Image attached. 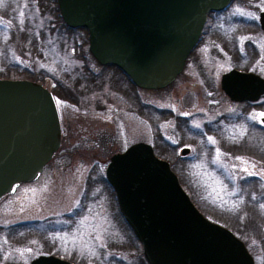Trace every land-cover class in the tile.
I'll return each mask as SVG.
<instances>
[{
  "label": "rangeland",
  "instance_id": "obj_1",
  "mask_svg": "<svg viewBox=\"0 0 264 264\" xmlns=\"http://www.w3.org/2000/svg\"><path fill=\"white\" fill-rule=\"evenodd\" d=\"M245 1L211 12L173 86L140 91L92 57L89 67L97 76L89 73L74 35L55 31L51 13L42 15L29 0H0V7L16 5L22 35L13 40L7 33L11 25L0 21L8 25L0 31L1 72L27 70L42 78L60 95L68 126L55 163L0 200V264H28L45 252L79 264H143L139 239L118 220L113 198L97 176L100 162L138 142L170 160L199 210L234 229L256 264H264V99L255 105L234 102L221 88V76L231 68L264 75V32L250 24L264 0ZM81 34L75 35L83 43ZM244 115L250 127L234 124L233 118ZM234 138L240 140L238 148L226 147ZM184 147L190 148L188 154L181 153ZM86 179L82 213L73 220L56 218L79 199Z\"/></svg>",
  "mask_w": 264,
  "mask_h": 264
},
{
  "label": "water",
  "instance_id": "obj_2",
  "mask_svg": "<svg viewBox=\"0 0 264 264\" xmlns=\"http://www.w3.org/2000/svg\"><path fill=\"white\" fill-rule=\"evenodd\" d=\"M232 1L57 0L69 27L88 30L90 52L101 64H115L150 89L177 78L209 13ZM260 22L264 28V13ZM221 88L234 102L257 101L264 95V77L233 68L222 75ZM61 138L47 87L30 79L0 78V199L20 182L35 180ZM189 152V147L181 151ZM106 175L150 264H256L244 241L198 209L170 162L151 144L138 142L114 154ZM31 264L73 263L43 255Z\"/></svg>",
  "mask_w": 264,
  "mask_h": 264
},
{
  "label": "flooded vegetation",
  "instance_id": "obj_3",
  "mask_svg": "<svg viewBox=\"0 0 264 264\" xmlns=\"http://www.w3.org/2000/svg\"><path fill=\"white\" fill-rule=\"evenodd\" d=\"M245 0H234V1H232L225 9H223V10H221L220 12H222V11H224V10H226V9H228V7H230L232 4H233V2H238V3H242V2H244ZM249 1H251V0H246L245 2H249ZM258 19H256L255 21H254V23H250L249 21L247 22V24H246V26H245V28L247 29L248 27H250V24L251 25H253V27L255 28V29H257V30H260L261 32H264V28L262 27V25H261V22H260V17H261V14L262 13H264V8L263 9H258ZM250 23V24H249ZM250 42V44H252V45H254V43H253V40H250L249 41ZM197 46V45H196ZM196 48V47H195ZM195 48L191 51V53H190V55H189V57H188V60H187V62H186V65L188 64V62H190V58H191V56H192V54L194 53V51H195ZM241 50V49H240ZM83 60V59H82ZM96 60V59H95ZM84 61V65H85V67H86V69H87V71L89 72V73H91L92 75H94V76H97V73H95L96 71H92L91 69H90V62H91V60H83ZM97 61V60H96ZM98 62V61H97ZM99 63V62H98ZM101 66H103V67H112L114 70H116L117 72H119L120 73V75L124 78V80H128L129 81V83H130V85H131V87L133 88V87H135L137 90H142V91H160V90H164V89H167V88H169V87H171V86H173V84H170V85H168V86H166V87H164V88H158V89H150V88H143V87H140V86H138L137 84H135V82L134 81H132V79L130 78V77H128L124 72H122L120 69H118L115 65H113V64H101V63H99ZM186 65H185V67H184V70H185V68H186ZM231 69H233V68H231ZM230 69V70H231ZM235 69H238V68H235ZM238 70H240V71H244V72H254V73H257L256 71H253V70H243V69H238ZM183 73V71L179 74V75H181ZM224 74V73H223ZM257 74H259V75H261L262 77H264V75H262V74H260V73H257ZM179 75L177 76V78L179 77ZM222 77V76H221ZM176 78V79H177ZM46 87H48V86H46ZM49 88V90L52 92V94H53V96H54V99H55V102H56V105H57V109H58V113H59V117H60V122H61V129H62V143H61V146H60V148H59V150L54 154V156H53V158L51 159V161L45 166V168H44V170H43V172H45V170L48 168V167H51L54 163H55V161H56V159H58L59 157H60V155H62L61 154V152H60V150L61 149H64V147H65V144H66V140H67V135H68V126H67V122H66V113L64 112V110H63V103H62V100H61V97H60V95L57 93V92H55V91H53L50 87H48ZM264 99V95L259 99V100H257V101H255V102H251V101H245V102H249V103H252V104H258V103H260V101H262ZM138 102L141 104V109L143 110V109H146L147 108V106L148 105H146V101L144 100V98L142 97V95H141V93H139L138 94ZM245 102H238V103H245ZM140 114V113H139ZM129 147V146H128ZM127 147V148H128ZM127 148H125L124 149V151L127 149ZM183 149V148H182ZM182 149H181V151H182ZM60 152V153H59ZM119 152H123V150L122 151H118V152H113L112 154H111V156H110V158H109V160L108 161H104V162H100V163H102V165L99 163V168L98 169H100V171L98 172V170H97V176L99 177V174H101V180L104 182V184L106 185V187H107V189H108V191H109V194H110V196H112V198H113V207H114V209H115V212H116V216L118 217V220L119 221H122L123 223H126V225H128V227L130 228V226H129V224H128V222H127V220H126V218L124 217V215H123V213H122V211H121V209H120V206H119V202H118V199H117V195H116V192H115V190H114V188L110 185V183H109V181H108V179H107V176H106V169H107V166H108V164H109V162H110V160H111V157L114 155V154H116V153H119ZM97 167H98V165H97ZM42 172V173H43ZM42 173L40 174V175H42ZM88 176H89V179H91V177H92V174L91 175H89L88 174ZM38 177H40V176H38ZM37 177V178H38ZM36 178V179H37ZM35 179V180H36ZM84 183H86V185H83L82 187H81V194H80V197H79V199H77V200H74V202L72 203V205L70 206V208H68V210L66 211V212H62L61 213V215H59V216H57L56 218H62V219H64V220H73V219H77L78 218V216L82 213L81 211L84 209V199H85V196L88 194V189H89V187L87 186V179H86V182L84 181ZM22 184H24V183H21V184H19L17 187H16V189L17 188H19ZM85 209H86V206H85ZM139 244L141 245V248L143 249V246H142V243L139 241ZM106 251H109L108 249H106ZM42 255H53V256H56V257H59V258H62V259H65V260H68V261H70V262H72L73 264H79L78 263V261H76V260H73V259H71V258H65L64 256H61V255H57V254H52V253H47L46 254V252L45 253H42V254H38L37 256H35L33 259H31V261L28 263V264H31L32 263V261L34 260V259H36L37 257H39V256H42ZM141 255H142V261H143V264H149V262L146 260V258H145V256H144V253H143V250L141 251ZM21 264H24V263H21Z\"/></svg>",
  "mask_w": 264,
  "mask_h": 264
},
{
  "label": "trees",
  "instance_id": "obj_4",
  "mask_svg": "<svg viewBox=\"0 0 264 264\" xmlns=\"http://www.w3.org/2000/svg\"><path fill=\"white\" fill-rule=\"evenodd\" d=\"M14 3H16V5L20 4V2L17 3L15 1H14ZM29 3L37 11H39L42 15H46L47 13H51L53 15L54 21H52V22L56 25L55 26V31H59V30L61 31L63 29V30L66 31V33L74 35L73 36L74 38L71 36L72 37L71 39H74L76 45L79 46L80 57L83 60H90L91 57H92V59H94V57L92 56V54H91V52L89 51V48H88L89 41H88V31H87V29H85V28H71V27H68L66 25V23L64 22L61 14H60V10H59V7H58L57 0H29ZM16 5H14L13 3L1 4V7H0V21H4L7 24L11 25V28H9V30H7V33H10V37L12 35V39L13 40H15V39H20L21 40L22 39L21 38L22 35H21L20 30L18 29V26H17L16 14H17L18 10H17ZM214 13H217V11H215ZM218 13H219V11H218ZM210 14H212V13H210ZM6 23H4V24L0 23V29H1L0 31H1V33L4 32V27L8 26V25H5ZM76 33H80V34L82 33L81 35H85V37L83 36V40H84L83 43H81V39L80 38L78 39V37L75 35ZM77 42H78V44H77ZM17 67H14V69L17 70L16 69ZM1 71H3V70H1V68H0V77L1 78H9V79L28 78V79H32V80H35V81H41V79H42L37 74H35L33 72L29 73V72H27V70H24V71L17 70V71H11L9 73H4V72H1ZM27 73H29V74H27ZM20 74H23L25 76H16V75H20ZM27 75H29V76H27ZM41 82L44 83L43 81H41ZM249 104H252V103H249ZM252 105H255V104H252ZM232 120L235 121L234 124H241L242 126L247 124L250 127L249 124H251V123H249L250 120H248L245 115L237 117V118H233ZM212 129H214V128H212ZM208 130H209V133H211L210 132L211 129H208ZM217 137H219L221 139L222 143L227 144V142L222 138V136L220 134H219V136L217 135ZM233 140L234 141L231 144L228 143V145L226 147H229L231 149L232 148H238V146H239L238 142L240 140L236 141L235 138ZM176 150H178V148H176ZM165 159H167V158H165ZM171 163H172V165L174 167V163L173 162H171ZM174 171L179 175V178L182 181V178H181L180 174L178 173V171L175 170V169H174ZM195 204L198 206V204L196 202H195ZM230 229L234 230L231 227H230Z\"/></svg>",
  "mask_w": 264,
  "mask_h": 264
},
{
  "label": "snow or ice",
  "instance_id": "obj_5",
  "mask_svg": "<svg viewBox=\"0 0 264 264\" xmlns=\"http://www.w3.org/2000/svg\"><path fill=\"white\" fill-rule=\"evenodd\" d=\"M261 116H264V113L260 114ZM237 159H241L240 157H237Z\"/></svg>",
  "mask_w": 264,
  "mask_h": 264
}]
</instances>
